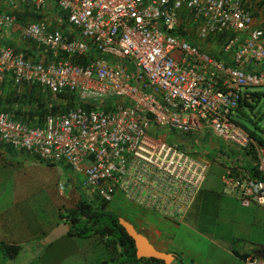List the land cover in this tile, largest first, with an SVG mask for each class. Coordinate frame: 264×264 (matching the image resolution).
Listing matches in <instances>:
<instances>
[{"label": "built area", "instance_id": "2783aa9c", "mask_svg": "<svg viewBox=\"0 0 264 264\" xmlns=\"http://www.w3.org/2000/svg\"><path fill=\"white\" fill-rule=\"evenodd\" d=\"M25 12L42 19L23 23ZM59 13L66 32L52 27ZM255 18L245 0H0V94L11 78L76 102L42 127L0 112V142L65 164L104 202L121 198L181 224L210 169L201 150L209 131L206 141L244 153H217L224 193L264 207V142L238 123L240 105L254 102L251 88L264 87V27ZM11 38L57 59L36 63Z\"/></svg>", "mask_w": 264, "mask_h": 264}, {"label": "rangeland", "instance_id": "374dc122", "mask_svg": "<svg viewBox=\"0 0 264 264\" xmlns=\"http://www.w3.org/2000/svg\"><path fill=\"white\" fill-rule=\"evenodd\" d=\"M257 1H253L254 7L264 13V0ZM13 36L16 37V34ZM251 91L261 95L260 101L254 100V109H246V116H239L238 120L249 130L263 134L264 87L251 88ZM206 134V140L210 139L211 133L207 131ZM168 137H173V134ZM183 142L188 145L194 144L190 139L183 140ZM215 143L224 146L221 141L214 140ZM202 145L201 150L209 149L207 143H202ZM26 166L19 165L13 168L9 166L10 168L7 170L12 169V173L0 168V226L3 227L2 231L7 232L6 235H8H5L6 238H2L0 235V242L3 240L12 242L20 232L22 236L17 235V240L23 248L17 258L6 261L4 260V250L0 247V264H97L106 260L110 264H118V259H115L110 250L106 249L105 243L99 236L88 239L75 238L73 241L65 236L51 244L43 241L45 238L41 231H47L51 225L58 224L63 217L68 216V209L75 208L81 199L94 202L98 200V196L83 185L81 175L74 173L65 164H59L55 170L52 168L46 170L26 169ZM25 169L26 173L24 174L30 177L20 180L18 175ZM224 171L223 166L212 161L204 188L206 196L210 190L221 191ZM30 182H34L32 186H30ZM61 185H64L62 192L59 189ZM222 215L223 213L219 212V218L215 216L207 220V224L200 228L206 235H210L209 243L204 246L214 253L215 242L219 241L218 237L221 236V233H226V230L232 232L237 226H239L238 230L243 233V227L248 226L247 233L251 234L245 238V241L252 246L259 247H254L255 255L264 261V216L250 215L244 219L243 212L235 210L227 227L224 222V220L227 222V218ZM202 217H208V215L205 214ZM27 220H29L27 224H24ZM23 225L26 228L20 231L19 229ZM238 244L239 241H236L234 247H238ZM241 244L244 245L245 242Z\"/></svg>", "mask_w": 264, "mask_h": 264}, {"label": "crops", "instance_id": "0c3cea01", "mask_svg": "<svg viewBox=\"0 0 264 264\" xmlns=\"http://www.w3.org/2000/svg\"><path fill=\"white\" fill-rule=\"evenodd\" d=\"M256 2L258 1L256 0ZM252 11L256 17L255 18L256 26L264 27V13L258 11L254 7V5L252 6ZM9 40H11L12 42L15 41L12 38ZM204 143L208 144L209 155L207 156V159L211 162V164L212 161L216 162L215 159L217 153L221 151H228V154H230L232 157L244 155V153L240 152V150L238 151L233 146L224 143H222L224 144V146L221 144L220 145H216V143L214 144V140L213 142L205 140ZM19 165H27L26 169L35 168L42 170L51 169V168L55 170L56 167L59 166V165H49L47 163L41 162L36 157H33L30 153L15 150L13 148L3 145L0 142V168L2 170L5 169L7 170L11 166H12L11 168H13ZM26 169L25 171L19 173L18 176L20 180L21 179L25 180L26 178L30 177L29 175L24 174L26 173ZM11 170L12 169L7 170V172L12 173ZM225 174L226 171H224L222 177ZM30 180L27 181L29 182ZM32 183L34 182H30V186H32ZM205 183L206 180L203 184L204 186L201 192L199 193L193 207L186 215L184 221L181 224L168 222L152 213L144 212L143 210L137 207L126 204L121 200V198H117V200L115 201L116 204L114 205L113 202L111 206L113 207V209L117 211L121 210L122 212H124V210L126 209L129 212L130 211L133 212L134 217L138 219V223L140 224L141 229L146 232V236L150 239V241L154 244V246L158 250L163 252H168L175 257L174 260L171 262V264H245L244 256L245 257L254 256L261 259V257L255 255L256 253L254 251L255 250L254 247L257 248L259 247L255 245L252 246L248 244L247 241H245V238H248V236H250L251 234V233H247L248 226L243 227V233L242 231L238 230L239 226H237L236 229H234V231L232 232L226 230V233H221V236L218 237L219 241L215 242L216 250L214 253L209 248L204 246V244L209 243L208 241L210 240V235L209 234L206 235V233L203 232L200 228L203 225L207 224L206 222L207 220H210L215 216L219 218L218 217L219 212L223 213L222 216L227 218V222L226 220H224L227 227L229 225L228 224L229 221L232 220V215L234 214L235 210L242 211L244 219L248 218L250 215H254L256 217L258 215L264 216V207L258 205H252L249 208H245L233 196L225 194L223 191L224 185L222 181L220 186L221 188L220 192L215 190H210V192L206 196L204 194ZM205 214H207L208 217H202V215ZM61 215L62 213L60 214V216ZM28 221L29 220H27L26 223L24 224H27ZM62 223H67L69 225V223L66 221V218L64 219L62 218L61 221L58 222V224L51 225L50 227H48L47 231L46 230L41 231L42 234H44V238H46V236L52 230L57 228ZM25 228H26L25 225H23L19 230L22 231ZM2 229L3 227L0 226V235L2 238H6V236H8L6 235L7 232L6 233L3 232ZM69 229H70V225H69ZM17 235L22 236L20 232ZM17 235L12 242L5 240H3V242L18 244L19 241L17 240ZM75 238H70V239L73 241V239ZM236 241H239L238 247H234ZM243 242H245L244 245L241 244ZM260 251L262 250L260 249Z\"/></svg>", "mask_w": 264, "mask_h": 264}, {"label": "trees", "instance_id": "16d2710c", "mask_svg": "<svg viewBox=\"0 0 264 264\" xmlns=\"http://www.w3.org/2000/svg\"><path fill=\"white\" fill-rule=\"evenodd\" d=\"M245 1L246 7L252 10V6L254 5L253 1L255 0ZM58 16L59 18L53 21L52 27L53 25L56 26V24L61 23L62 31L66 32L68 29L67 15L59 13ZM21 17L23 23L31 17L35 20L42 19L41 16H34L33 13L29 12L23 13ZM17 35L18 33L16 36ZM70 37H72V35ZM9 45L13 46L18 51L21 50L27 58L33 57L36 63L41 61L46 63L53 62L58 56V54L43 47H39L34 43L18 46L17 43L10 41ZM230 63L231 62H229V65ZM260 97L261 95L259 93H253V98L257 102L260 101ZM75 104L74 96L67 95L58 101L54 99L53 95L48 90L38 84L28 85L24 83L17 86L11 78L3 84L0 94V112L8 113L14 120L34 127H42L45 118L49 114L55 115L65 112L69 107H73ZM246 109L253 110L254 104L248 102L241 104L238 109L240 117L246 116ZM238 123L248 130L258 141L264 142V129L262 130L263 134H257L249 130L240 121H238ZM250 166L251 165H249V168ZM111 204L112 203L104 202L99 197L98 200L94 202L81 199L75 208L68 209V216L63 217V219L66 218V221L70 225L67 237L87 239L93 236H99L105 243L106 249L110 250L115 259H118V264H165V262L156 259H138L135 242L127 234L119 220L120 218H124L134 224L140 233L146 235V232L141 229L138 219L134 217L133 212H129L126 209L124 212L121 210L117 211L113 209ZM0 247L4 250V260L6 261L17 258L23 249L19 244L6 243L3 241L0 242ZM247 257L248 256H244V261ZM97 264L110 263L106 260L98 262Z\"/></svg>", "mask_w": 264, "mask_h": 264}, {"label": "water", "instance_id": "95a60500", "mask_svg": "<svg viewBox=\"0 0 264 264\" xmlns=\"http://www.w3.org/2000/svg\"><path fill=\"white\" fill-rule=\"evenodd\" d=\"M119 221L127 234L134 240L138 259H156L165 262V264H171L175 258L172 254L158 250L150 239L143 233H140L131 222L124 218H120ZM68 233L69 225L62 223L46 236L45 242L47 244L54 243L63 236H67Z\"/></svg>", "mask_w": 264, "mask_h": 264}, {"label": "clouds", "instance_id": "9594fccd", "mask_svg": "<svg viewBox=\"0 0 264 264\" xmlns=\"http://www.w3.org/2000/svg\"><path fill=\"white\" fill-rule=\"evenodd\" d=\"M251 11H252V10H251ZM178 139H180L179 142L182 144V146H183V145H186V143L183 142V140H186V139H183V138H181V137H179V136H178L177 140H178ZM189 148H190V147H189ZM193 150H194V151H195V150H200V148L192 146L191 151H193ZM195 155H196V154H195ZM49 165H52V164H49ZM59 189H60V186H59ZM97 198H98V197H97ZM112 203H113V202H112ZM245 264H246V263H245Z\"/></svg>", "mask_w": 264, "mask_h": 264}]
</instances>
